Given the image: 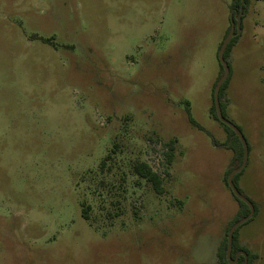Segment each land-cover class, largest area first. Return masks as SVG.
Masks as SVG:
<instances>
[{
    "label": "rangeland",
    "instance_id": "374dc122",
    "mask_svg": "<svg viewBox=\"0 0 264 264\" xmlns=\"http://www.w3.org/2000/svg\"><path fill=\"white\" fill-rule=\"evenodd\" d=\"M232 1L0 0V264L219 263L240 209L211 111ZM227 61L257 207L237 236L264 264V0ZM147 139L175 142L163 192L134 170Z\"/></svg>",
    "mask_w": 264,
    "mask_h": 264
},
{
    "label": "trees",
    "instance_id": "16d2710c",
    "mask_svg": "<svg viewBox=\"0 0 264 264\" xmlns=\"http://www.w3.org/2000/svg\"><path fill=\"white\" fill-rule=\"evenodd\" d=\"M248 1L249 0H246V3H245V12L247 10V4H248ZM240 4H241V0H233L232 3H231V10L233 12H238L239 8H240ZM244 12V14H245ZM244 14H243V17H244ZM230 30V27L229 29L227 30L226 32V35L228 34ZM225 35V36H226ZM240 36V33L237 34L236 36H234L232 38V40L230 41L227 49H226V53H225V57H226V60H227V57H228V54L230 53L231 49H232V46L234 44V42L239 38ZM222 44V43H221ZM221 73L219 74L218 78H217V81L218 79L221 77V75L223 74L224 72V68L221 64ZM231 74V73H230ZM230 77V75H229ZM229 77L226 79V81L223 83L222 85V88L220 90V101H221V106H222V109H223V113L224 115L226 116L225 114V110H224V100H223V97H224V92H225V87L227 85V82L229 80ZM216 81V83H217ZM216 83L214 85V89H215V86H216ZM212 111V114L217 118H218V115H217V111H216V107H215V100H214V105L211 109ZM227 117V116H226ZM228 118V117H227ZM191 121L196 124V125H199L195 120L192 119V117H190ZM229 119V118H228ZM220 120V119H219ZM222 122V121H221ZM223 123V122H222ZM226 128L228 129L229 131V136H228V139L226 142L224 143H218L216 140H215V143L216 144H221L223 146H226L230 149L233 150L234 152V157H233V161H232V165L231 167L228 169L226 175H225V180L228 184V181H227V177L230 173V171L239 166L242 161H243V158H244V146H243V143L241 141V139L238 137V135L235 133V131L230 127L228 126L227 124L223 123ZM201 127V126H200ZM169 145H170V148H171V151L169 152V161L172 163L173 159H174V149H175V142L173 140L171 141H168L167 142ZM110 156L111 154H108L105 158V161L110 159ZM103 161V163L105 162ZM134 170L136 172L137 175H139V177L143 178V179H146L147 181L151 182L154 186V188L158 191V192H163V181L157 176L156 173H154L151 169V167L144 161V160H136L135 163H134ZM244 170V169H243ZM243 170L241 172H239L236 176H235V184L236 186L239 188L238 184H237V178L238 176L243 172ZM229 185V184H228ZM239 190L242 192V190L239 188ZM233 192V191H232ZM235 195V194H234ZM236 196V195H235ZM236 198L238 199V201L240 202V209L238 211V213L236 214V216L233 218V220L231 221L230 225H229V228L226 232V235L223 237V239L221 240L219 246H218V250H217V256H218V261L219 263L218 264H231L227 258V248H228V231L231 227V225L236 222L237 220H239L240 218L246 216L249 212H250V206L248 204H246L244 201H242L241 199H239L237 196ZM257 211V207L255 206V213ZM255 215V214H254ZM86 217L89 218V216L86 214ZM251 219V218H250ZM249 219V220H250ZM247 222V221H246ZM245 222V223H246ZM244 224V223H243ZM242 224V225H243ZM240 228V226L236 229L235 233H234V242H233V254H232V257L235 258V255H236V252L238 251V249H244L246 250L249 254L250 251L248 249H246L244 246H242L240 243H239V240H238V236H237V232H238V229ZM235 264H245L244 262V256H241L239 258V260L237 261V263ZM249 264H251L250 262V258H249Z\"/></svg>",
    "mask_w": 264,
    "mask_h": 264
},
{
    "label": "water",
    "instance_id": "95a60500",
    "mask_svg": "<svg viewBox=\"0 0 264 264\" xmlns=\"http://www.w3.org/2000/svg\"><path fill=\"white\" fill-rule=\"evenodd\" d=\"M245 3L246 0H241V4H240V8L238 10L237 15H234V12H231V27L230 30L228 32V34L225 36V38L223 39V42L219 48V60L224 68V72L221 75V77L218 79L215 89H214V100H215V107H216V111H217V115L218 118L220 119V121H222L223 123L227 124L228 126H230L235 133L238 135V137L241 139L243 146H244V158L242 163L233 168L228 177H227V181L228 184L230 186V188L232 189L233 193L242 201H244L246 204H248L250 206V212L240 218L239 220H237L236 222H234L229 231H228V248H227V258L229 260V262L231 264H235L237 263V261L239 260L240 255L242 254L244 256V262L245 264H249V254L246 250H240L237 252L235 258L232 257L233 254V242H234V233L236 231V229L241 226L243 223H245L246 221H248L250 218H252L255 214V205L253 204V202L246 197L240 190L239 188L236 186L235 184V176L241 172L245 166L247 165L248 162V152H249V144L247 141L246 136L244 135L243 131L241 130V128L236 125L234 122H232L231 120H229L223 113V109L221 106V101H220V90L222 88L223 83L226 81V79L229 77L230 75V66L228 61L226 60L225 57V53H226V49L230 43V41L232 40V38L234 36H236L237 34H239L241 32L242 29V19H243V14L245 12Z\"/></svg>",
    "mask_w": 264,
    "mask_h": 264
},
{
    "label": "built area",
    "instance_id": "2783aa9c",
    "mask_svg": "<svg viewBox=\"0 0 264 264\" xmlns=\"http://www.w3.org/2000/svg\"><path fill=\"white\" fill-rule=\"evenodd\" d=\"M170 145L162 140L146 141V154L144 161L151 167L152 171L163 181L169 174V152Z\"/></svg>",
    "mask_w": 264,
    "mask_h": 264
},
{
    "label": "flooded vegetation",
    "instance_id": "af4514ba",
    "mask_svg": "<svg viewBox=\"0 0 264 264\" xmlns=\"http://www.w3.org/2000/svg\"><path fill=\"white\" fill-rule=\"evenodd\" d=\"M240 250H244V249H238V251H240ZM238 251H237V252H238ZM237 252H236V254H237ZM235 256H236V255H235ZM241 256H243V255L241 254L240 257H241ZM240 257H239V258H240Z\"/></svg>",
    "mask_w": 264,
    "mask_h": 264
}]
</instances>
